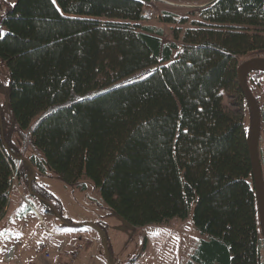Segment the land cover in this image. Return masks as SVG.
Returning <instances> with one entry per match:
<instances>
[{
  "label": "trees",
  "instance_id": "obj_1",
  "mask_svg": "<svg viewBox=\"0 0 264 264\" xmlns=\"http://www.w3.org/2000/svg\"><path fill=\"white\" fill-rule=\"evenodd\" d=\"M146 1L17 0L0 17L13 119L6 130L0 111V221L18 183L63 225L84 226L37 180L50 168L82 192L91 180L134 227L193 210L206 238L188 264H264L249 135L207 101L232 81L237 51L219 35L264 30V0H177L206 6L167 44L142 24ZM14 131L30 132L37 154Z\"/></svg>",
  "mask_w": 264,
  "mask_h": 264
},
{
  "label": "rangeland",
  "instance_id": "obj_2",
  "mask_svg": "<svg viewBox=\"0 0 264 264\" xmlns=\"http://www.w3.org/2000/svg\"><path fill=\"white\" fill-rule=\"evenodd\" d=\"M16 1L0 0V17ZM205 6L177 0H147L142 24L163 30V41L167 44L175 41L176 32H184L199 22L200 11ZM169 16H174L177 23H168L166 18ZM183 20L186 23H181ZM219 36L237 53L232 62V81L214 91L207 100L208 106H219L227 116L242 121L249 135L253 113L240 85L239 73L250 64L264 63V30L250 29L240 35L242 39ZM246 80L260 108L258 147L264 179V70L251 71ZM9 94V70L0 58V111L6 130H11L13 124L8 110ZM38 120H34L33 125ZM29 133H13L14 141L27 157L37 154ZM36 177L59 201L63 216L84 226L63 225L16 183L7 212L0 221V264H188L201 239L206 238L195 228L193 210L186 221L174 219L160 225L134 227L104 205L91 180L84 178L81 181V185L86 186V191L82 192L67 184L50 168L46 175L37 174ZM100 228L106 230L108 239ZM52 234L67 238L64 254L59 253L63 240ZM260 234L264 240L261 228ZM41 245L48 248L50 257L43 253ZM69 246L73 250L71 253L68 252ZM74 254L78 255L76 259H73Z\"/></svg>",
  "mask_w": 264,
  "mask_h": 264
},
{
  "label": "water",
  "instance_id": "obj_3",
  "mask_svg": "<svg viewBox=\"0 0 264 264\" xmlns=\"http://www.w3.org/2000/svg\"><path fill=\"white\" fill-rule=\"evenodd\" d=\"M254 70H264V63L250 64L239 73V81L245 93L253 113V123L249 133V151L252 162L253 179L256 195L260 207L262 224L264 226V179L259 160L258 136L261 125V115L259 105L247 83L246 75Z\"/></svg>",
  "mask_w": 264,
  "mask_h": 264
},
{
  "label": "built area",
  "instance_id": "obj_4",
  "mask_svg": "<svg viewBox=\"0 0 264 264\" xmlns=\"http://www.w3.org/2000/svg\"><path fill=\"white\" fill-rule=\"evenodd\" d=\"M54 236H57V237H59L60 239L63 240V243L59 247V253L60 254L64 253V249H65V246L67 244V238L62 236V235L61 236L60 235H54ZM41 248H42L43 253L47 254V256L50 257V254L46 251L47 249H46L45 245H41ZM74 255L75 256H74L73 259H76L78 257V255L77 254H74ZM74 262H76V260Z\"/></svg>",
  "mask_w": 264,
  "mask_h": 264
},
{
  "label": "crops",
  "instance_id": "obj_5",
  "mask_svg": "<svg viewBox=\"0 0 264 264\" xmlns=\"http://www.w3.org/2000/svg\"><path fill=\"white\" fill-rule=\"evenodd\" d=\"M10 199H11V198H10ZM100 233L102 234V232H100ZM54 235H55V234H52V236H54ZM60 236H61V235H60ZM62 236H63V235H62ZM102 236H103V235H102ZM54 237L59 238V237H57V236H54ZM62 243H63V242H62ZM62 243H61V244H62ZM73 243H74V241H73ZM61 244H60V245H61ZM67 246H68V242H67V244H66V246H65V249H66ZM70 246H72V245H70ZM70 246L68 247V252H69V253H71L70 251H73V250H71L72 247H70ZM73 246H74V248H76L75 245H73ZM45 247H46V246H45ZM85 248H86V247H85ZM46 249H47L46 251L49 252L47 247H46ZM65 249H64V250H65ZM49 253H50V252H49ZM63 254H64V253H63Z\"/></svg>",
  "mask_w": 264,
  "mask_h": 264
},
{
  "label": "snow or ice",
  "instance_id": "obj_6",
  "mask_svg": "<svg viewBox=\"0 0 264 264\" xmlns=\"http://www.w3.org/2000/svg\"><path fill=\"white\" fill-rule=\"evenodd\" d=\"M53 2H54V0H53ZM5 35H7V33L3 32V31H0V38H2ZM156 234L158 235L159 233L157 232Z\"/></svg>",
  "mask_w": 264,
  "mask_h": 264
}]
</instances>
